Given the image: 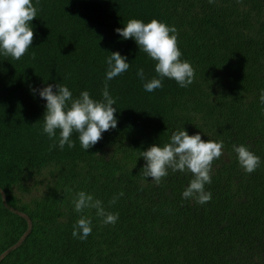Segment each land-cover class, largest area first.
I'll list each match as a JSON object with an SVG mask.
<instances>
[{
    "label": "trees",
    "instance_id": "trees-1",
    "mask_svg": "<svg viewBox=\"0 0 264 264\" xmlns=\"http://www.w3.org/2000/svg\"><path fill=\"white\" fill-rule=\"evenodd\" d=\"M33 3L31 45L19 59L0 55V264H264V0ZM131 17L175 27L180 58L194 69L190 84L164 77L160 88L143 89L135 70L148 79L155 61L114 31ZM112 50L129 61L107 82L115 128L86 151L75 132L72 148H58L41 131L44 101L29 85L58 81L98 99ZM181 125L223 141L203 204L180 195L190 173L169 171L155 183L137 157ZM240 143L260 157L248 173L232 151ZM81 189L116 222L102 223L94 209L74 212ZM81 214L92 218L84 240L71 235Z\"/></svg>",
    "mask_w": 264,
    "mask_h": 264
},
{
    "label": "clouds",
    "instance_id": "clouds-1",
    "mask_svg": "<svg viewBox=\"0 0 264 264\" xmlns=\"http://www.w3.org/2000/svg\"><path fill=\"white\" fill-rule=\"evenodd\" d=\"M212 3V0H209ZM37 13L33 0H0V55L19 59L26 51L33 38L30 21ZM121 38L131 37L139 50L155 61L153 70L156 75L145 79L144 69L136 68V76L142 81L145 91L151 92L162 86V78L173 79L179 87L190 84L194 77V69L186 59H181V51L177 46L176 29L163 20L153 17L148 21L131 17L114 29ZM105 56V71L100 98L90 96L87 89L79 91L73 96L71 90L58 81L43 83L42 86L29 85V92L38 95L44 101L42 113V133L49 138L55 137V144L63 149L65 144L72 148L71 134L76 133V139L82 149L86 151L110 127L115 128L117 117L115 97L109 93L108 81L129 68L126 56L118 50L109 51ZM258 101L264 105V89L259 90ZM264 114V107L261 108ZM222 140L202 139L201 132L189 134L181 125L174 128L167 137V141L158 144L151 143L140 150L137 157H142L141 166L143 176L159 183L169 171L190 173V179L183 187L182 198H191L199 204L211 198L210 191L205 185L211 182L210 169L212 161L222 153ZM232 151L239 166L245 173L256 169L260 164V157L251 151L244 143L233 144ZM136 157V158H137ZM71 191V189H69ZM122 192L115 193L110 202L114 203ZM70 204L76 213L94 209L95 215L105 224H114L118 214L109 211L99 198L91 192L77 190ZM92 231V218L88 215H78L71 235L84 240Z\"/></svg>",
    "mask_w": 264,
    "mask_h": 264
}]
</instances>
